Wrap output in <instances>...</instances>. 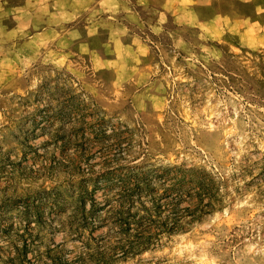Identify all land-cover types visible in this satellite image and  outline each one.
Segmentation results:
<instances>
[{
    "label": "rangeland",
    "instance_id": "374dc122",
    "mask_svg": "<svg viewBox=\"0 0 264 264\" xmlns=\"http://www.w3.org/2000/svg\"><path fill=\"white\" fill-rule=\"evenodd\" d=\"M203 3L0 0V264H264V16Z\"/></svg>",
    "mask_w": 264,
    "mask_h": 264
},
{
    "label": "crops",
    "instance_id": "0c3cea01",
    "mask_svg": "<svg viewBox=\"0 0 264 264\" xmlns=\"http://www.w3.org/2000/svg\"><path fill=\"white\" fill-rule=\"evenodd\" d=\"M228 1H236L237 3L243 2L248 5H251L253 8V12L250 15L253 16H264V9H261L263 5L260 3L259 0H204V5L209 6H215L219 7L221 9V14L225 15L226 17H232L235 16L236 12H229L228 10L224 9V4Z\"/></svg>",
    "mask_w": 264,
    "mask_h": 264
}]
</instances>
